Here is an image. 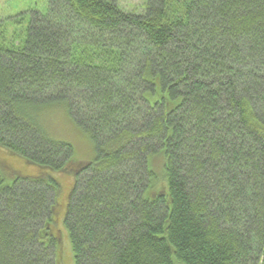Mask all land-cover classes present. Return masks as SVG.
I'll list each match as a JSON object with an SVG mask.
<instances>
[{
    "label": "trees",
    "instance_id": "16d2710c",
    "mask_svg": "<svg viewBox=\"0 0 264 264\" xmlns=\"http://www.w3.org/2000/svg\"><path fill=\"white\" fill-rule=\"evenodd\" d=\"M145 6L0 20V150L39 169L0 164V264H264V0ZM62 108L92 162L50 133Z\"/></svg>",
    "mask_w": 264,
    "mask_h": 264
},
{
    "label": "rangeland",
    "instance_id": "374dc122",
    "mask_svg": "<svg viewBox=\"0 0 264 264\" xmlns=\"http://www.w3.org/2000/svg\"><path fill=\"white\" fill-rule=\"evenodd\" d=\"M50 1L51 0H0V20L5 22L12 18L18 19L20 17V20L29 19L31 14L37 12L42 15H47L49 12ZM116 1L119 7H121L123 10L137 14L145 10V3H147V0ZM20 28L21 25L10 26L11 31L14 33L15 31H20ZM46 118L47 122H49V131L52 136H54L56 140L68 142L74 147L75 159L77 161L88 163L92 162L96 158V149L90 137L75 124L66 109H55V111L50 112V115H47ZM0 164H2L3 169L8 171L10 174V176L7 178L8 182L13 181L16 177H21V175L34 176L39 173V169L37 167L25 164L20 158L12 156L2 149L0 150ZM159 173L160 174L157 172L156 174L157 185L161 182L163 179L162 177L164 176L161 171ZM70 174L67 173V175L71 176ZM67 175H65V177L60 176L63 184V190L60 193V199L62 203L60 204L61 207L57 208V216H55V220L53 221L52 225L62 249L65 251L66 249L69 250V252H66L68 255L70 253L69 263H71V259L72 257L74 259V255L71 246L70 231L65 223V213L62 216V213L67 210L66 204L69 202L71 188L73 186V181ZM164 187L166 186L164 185L163 188ZM58 217L62 218V225H59V227L55 225V221L57 222ZM58 231L62 234L61 240L63 241L61 242L59 241L60 236L57 235ZM70 250L72 251V255ZM74 261L72 262L75 264Z\"/></svg>",
    "mask_w": 264,
    "mask_h": 264
}]
</instances>
